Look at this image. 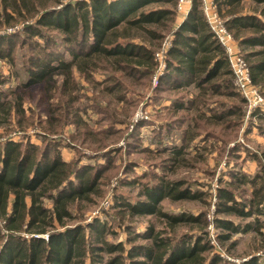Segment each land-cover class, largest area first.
<instances>
[{
    "label": "trees",
    "instance_id": "16d2710c",
    "mask_svg": "<svg viewBox=\"0 0 264 264\" xmlns=\"http://www.w3.org/2000/svg\"><path fill=\"white\" fill-rule=\"evenodd\" d=\"M214 1L243 51L253 83L264 94V0H250L255 5L250 10L244 8V0ZM175 3V0H0V58L13 63L16 39L19 47L27 46L25 79L18 86L26 88L45 81L43 102L47 101L45 116L36 113L34 106L38 104L24 106L23 95L3 88L9 76L0 71V114L5 113L6 120L10 116L5 132L21 133L18 138L13 133L0 134V264H232L209 244L205 212L173 213L164 210L160 203L163 197L195 198L203 192L184 186V180L152 171L146 176L145 172L136 174L134 170L132 182L139 185L137 198L130 201L115 190L112 207L128 216L157 215L164 225L157 227L151 223L140 230L133 224L119 223L126 232L128 246L122 241L108 240L107 234H116L105 220L113 218L112 215L105 213L104 219L97 216L82 222V217L71 208L72 203L90 200L91 194L100 192L98 185L103 174L98 169L99 162H93L91 156L88 160L77 157L66 161L56 147L62 142L66 144L59 136L68 122L85 124L74 106L84 96L78 77L91 83L92 97L101 93L124 98L129 84L143 83V78L155 72L154 54L166 32L173 37L165 51L166 70L159 77L158 89L169 91L190 83L198 89L197 96L187 101L174 100L172 110L200 111L205 105L211 113L207 118L223 122L235 115V119L223 123L238 124L239 116L243 115L242 104L224 103L216 109L211 105V102L218 105V100H210L212 95L235 97L240 102L244 99L233 83L227 57L203 15L200 0L192 1L188 13L177 25ZM257 45L260 48H252ZM248 46L251 49H243ZM66 52L67 57L63 56ZM94 71L106 73V78L102 82L92 78ZM10 95L12 99H8ZM37 102L43 104L41 99ZM253 113L258 119L264 118V112ZM29 126L40 128L36 136L40 135L41 143L30 138L26 132ZM256 126L264 132V123ZM75 136L84 139L87 135L83 129L70 139ZM152 138L159 139V133ZM86 143L89 149L99 151L110 147L90 140ZM239 145L231 149L232 156L241 148ZM167 149L165 144L161 151ZM173 153L178 156L181 148ZM252 156L257 158L255 153ZM261 156L259 169L253 175L228 169L230 177L222 180L226 185L217 189L214 222L221 228L217 235L220 242L241 232L264 233L260 229L264 225L260 219L264 216V151ZM129 175L122 177L120 186L132 183L127 180ZM246 185L251 187L249 194L243 188ZM221 213L250 219L235 221L221 217ZM177 224H188L194 231L178 234ZM137 239L142 242L137 243ZM258 247L264 248V244ZM260 259V254L254 253L242 263L260 264Z\"/></svg>",
    "mask_w": 264,
    "mask_h": 264
},
{
    "label": "rangeland",
    "instance_id": "374dc122",
    "mask_svg": "<svg viewBox=\"0 0 264 264\" xmlns=\"http://www.w3.org/2000/svg\"><path fill=\"white\" fill-rule=\"evenodd\" d=\"M155 5L158 4H152V6ZM254 6L250 0H244L245 9L250 10ZM184 14L177 10L174 21L176 25L185 17L186 14ZM13 28L16 29L17 26H13ZM9 29L11 27L7 28L6 31ZM167 37L172 39L173 36L170 32H166L161 42L166 41L165 44H167ZM161 46L156 51L161 52ZM252 48L257 49L260 46L257 45ZM58 49L63 52L61 45H58ZM243 49L249 50L251 48L248 46ZM26 51H28L27 46L19 47V39H16L13 46L15 55L13 63L6 58H0V71L9 76L3 88L5 90L12 89L15 94L23 95L24 106L38 104L34 106L36 113L40 112L42 116H45L47 101H43L46 100V82L32 83L26 88L18 86L25 79L23 68ZM63 56L67 57L68 53H64ZM153 75L143 78V83L129 84L128 89L123 93L125 97L122 99L117 98L119 94H106L104 96L101 93H95L96 97H92L94 89L91 87V83L78 77L81 81L79 83L80 93L84 96L81 95L74 106H77L76 111L77 108L79 109L78 113L82 116L85 124L79 126L68 122L64 132L59 136L60 138L63 137L66 144L62 142L56 147H58L61 157L66 161H71L77 157L88 160V157L91 156L90 159L93 162H99L98 169L102 172L103 177L98 185L100 191L98 193L101 195L93 193L90 200H81L79 204L77 202L72 203L73 212L82 217V222L90 221L97 216L104 219L105 213L112 215L113 218H106L105 220L115 230L116 234L115 236L107 234L105 237L110 241H122L125 246H128L126 232L118 226L119 223H130L136 229L142 230L151 223L161 227L164 222L157 215L128 216L126 212L112 207L114 192L116 190V193L122 194L130 201L135 200L138 196L139 185L132 182L134 170L136 174L145 172L146 176H149L151 171L157 172L172 179L184 180L186 181L184 186H188L192 191L204 193L199 197L176 200L163 197L160 203L164 210L173 213L188 212L195 215L199 212H205L207 219L206 238L213 249L220 250L219 253L224 260L232 264H243L244 258L247 260L255 253L260 254L261 259L258 262L264 264V248L258 247L260 244H264V233H258L256 230L241 232L232 235L226 241L220 242L217 235L221 228L217 227L214 222L216 192L218 187L226 185L222 180L230 177L227 170L239 169L253 175L259 169L258 160L260 157L262 159L261 153L264 151V132L256 124L263 125L264 118L258 119L254 113L247 115V106L244 101L240 102L235 97L225 95H212L210 100H218V105L216 102L210 101L211 105L216 109L224 103L242 104L243 115H241L242 117L239 116L238 124L235 121L234 125L223 123L235 119V115L227 117L228 119L223 122L217 121L215 118H207L206 116L211 113L206 111L205 105H203L205 108L203 107V110L200 111L193 108L188 111L174 112L172 110L174 100L187 101V99L197 96L198 89L193 83H190L174 90H159V82L153 80ZM104 77L106 78V73L102 71L93 72L92 78L99 82H102ZM8 99H12V96H8ZM39 99L43 104L37 102ZM5 116V113L0 114V134L2 133L3 136L14 131L7 130L5 132L10 117L8 116L6 120ZM83 129L87 135L84 136V139L78 138V136H75L73 140L70 139L77 130ZM26 132L32 140L41 143L40 135L36 136V132H40L39 127L29 126ZM156 133H159V139L153 141L152 137L156 136ZM12 136L18 138L21 137V133H13ZM89 140L98 145L109 144L110 147L100 149V151L96 148L89 149L86 143ZM42 143L44 144V141ZM165 144L168 149L167 151L163 150L165 151L163 152L161 150L165 149ZM238 145L241 148L235 150V156H232L233 151L231 149ZM168 146H172L173 149ZM143 148L148 149L142 151ZM180 148L181 153L178 156L173 153L175 149ZM107 149L112 150L111 153ZM253 153L257 155V158H253ZM128 173L130 175L127 180H131L132 183L120 186V180ZM146 179L150 180L143 177V180ZM243 188L247 190V194L250 193L251 187L249 185ZM220 216L235 221L243 220L233 214L221 213ZM247 219L250 218L243 221H247ZM260 219L264 222V216H261ZM260 229L264 232V225L260 226ZM190 230L194 231L188 224H177L175 227V232L178 234ZM136 242H142V240L137 239ZM231 242L234 243L230 246Z\"/></svg>",
    "mask_w": 264,
    "mask_h": 264
},
{
    "label": "built area",
    "instance_id": "2783aa9c",
    "mask_svg": "<svg viewBox=\"0 0 264 264\" xmlns=\"http://www.w3.org/2000/svg\"><path fill=\"white\" fill-rule=\"evenodd\" d=\"M175 1L176 9L187 14L193 0ZM200 2L203 15L206 18L214 37L222 46L227 57L229 67L233 75V83L241 93L244 102L246 103L247 115L257 110L262 112L261 110H264V94L260 92L258 86L252 81L250 66L237 44L233 32L226 24V17L222 16V14L218 11L214 0H200ZM165 42H163L164 44L162 43V51H156L154 54L155 59L157 60V67L153 73V80L155 82L159 80L160 75L166 70L165 51L171 44V38L169 37L167 39V44H165ZM162 55L163 60L161 61Z\"/></svg>",
    "mask_w": 264,
    "mask_h": 264
}]
</instances>
